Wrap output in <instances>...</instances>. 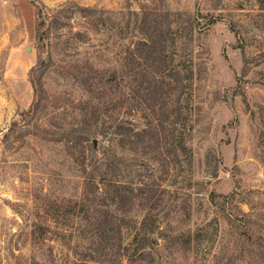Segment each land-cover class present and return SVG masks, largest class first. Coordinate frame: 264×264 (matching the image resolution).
<instances>
[{
	"label": "rangeland",
	"instance_id": "rangeland-1",
	"mask_svg": "<svg viewBox=\"0 0 264 264\" xmlns=\"http://www.w3.org/2000/svg\"><path fill=\"white\" fill-rule=\"evenodd\" d=\"M150 39L174 80L154 112L111 76ZM40 58L47 100L27 114ZM91 68L104 77L88 93L80 73ZM123 117L135 131L157 118L160 147L122 149L110 132L82 145L63 137ZM108 144L124 159L120 180L155 190L126 213L109 208L127 222L121 241L136 264H264V0H0V264H131L79 205L82 151L99 159Z\"/></svg>",
	"mask_w": 264,
	"mask_h": 264
},
{
	"label": "trees",
	"instance_id": "trees-1",
	"mask_svg": "<svg viewBox=\"0 0 264 264\" xmlns=\"http://www.w3.org/2000/svg\"><path fill=\"white\" fill-rule=\"evenodd\" d=\"M37 11L38 17L39 15L41 16L39 9ZM43 24L44 21L40 20L36 27L38 41H43L46 38L45 33L42 32ZM149 41L150 42H147V40H140L134 44L133 48L128 47L124 53L120 71L116 69L113 70L111 76L115 84L120 82L123 83L120 89L124 98L133 95V98L135 96L142 105L146 104L147 109L153 110L152 112H154V107L164 106L166 104L167 92L165 87L170 85L166 82H173L174 80L172 78L173 76L166 75L162 70V61L156 42L153 43L151 39ZM138 60H144V66L139 63ZM46 69L47 65L44 60L40 58L36 66L30 70L29 81L33 89V101L27 114L37 113L41 108V103L47 100L43 97L44 90L41 84V75H43ZM90 72H92L93 75L91 73L86 75L80 73V75L83 79V87L88 93H93L95 82L101 83L104 72L92 68ZM132 83L135 84L133 88ZM124 102L125 100H122L119 107H123ZM88 108H90V106L79 107L81 112L87 111ZM92 115H95V112H93ZM148 120L150 121L145 125L146 128L140 129L139 131L134 130L133 122L129 117H123L120 120L114 119L102 130H91L84 126L79 128L71 126L70 129L64 133L63 137L70 142L76 141L79 145H82L90 141L93 137L102 136L105 138L107 133L110 132L115 142H117L118 139V146L122 149H130L133 145L143 143L146 138L156 141V146L160 147L161 138L158 128L161 127L162 123L159 122L157 118H154V120L149 118ZM84 123L87 124L86 121H84ZM110 142H112V140H110ZM180 148L184 150L183 142L180 144V147L177 146L172 148L173 150H168L169 155L171 153L176 155ZM82 152L83 160L79 162L83 178L82 195L79 201L81 213L83 215L85 214V219H90L92 221L93 224H91V228H93V232L95 231L96 235L100 236L102 243H106V247H110L113 257L125 258L131 264L142 261L141 258L130 259L129 251L131 246L122 244L120 236L121 228L127 225V222H125L124 219H117L113 215V211L109 210V208L111 209L114 206L117 209H123V213H126L130 211L134 201L137 199H143L149 202V200L154 197L155 190L152 189L149 184L140 182L139 180L138 182H134L133 180H120L118 175L121 165H124V159L121 160L122 158L116 156L114 147L110 144L102 147L99 159L92 154L86 157L84 155V150ZM98 200L100 201L99 207L106 210L95 211L98 216L91 219L89 210L94 207L93 204ZM71 204L73 205L71 215H74V209L78 202H71ZM146 218L147 217L144 218L143 222H145ZM109 233H113L115 239L106 237ZM136 251L137 250H135L134 253H136ZM103 255L105 256V254ZM139 255L142 256V254Z\"/></svg>",
	"mask_w": 264,
	"mask_h": 264
},
{
	"label": "water",
	"instance_id": "water-1",
	"mask_svg": "<svg viewBox=\"0 0 264 264\" xmlns=\"http://www.w3.org/2000/svg\"><path fill=\"white\" fill-rule=\"evenodd\" d=\"M94 142V144H95V141H93Z\"/></svg>",
	"mask_w": 264,
	"mask_h": 264
}]
</instances>
